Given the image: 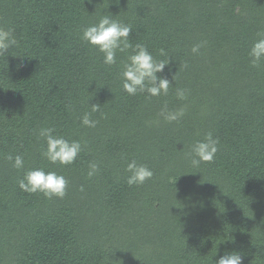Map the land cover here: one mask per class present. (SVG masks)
Returning a JSON list of instances; mask_svg holds the SVG:
<instances>
[{"label":"trees","instance_id":"1","mask_svg":"<svg viewBox=\"0 0 264 264\" xmlns=\"http://www.w3.org/2000/svg\"><path fill=\"white\" fill-rule=\"evenodd\" d=\"M106 13L131 25L133 46L169 58L167 96H129L126 56L108 67L81 40ZM0 25L15 28L12 55L25 57L0 58V264H216L226 251L264 264V61L248 55L264 0H0ZM165 104L184 115L165 121ZM42 128L81 141L74 164L42 155ZM208 133L219 151L193 168L191 146ZM133 159L154 173L140 186L126 182ZM34 169L63 175L65 197L23 192Z\"/></svg>","mask_w":264,"mask_h":264},{"label":"clouds","instance_id":"2","mask_svg":"<svg viewBox=\"0 0 264 264\" xmlns=\"http://www.w3.org/2000/svg\"><path fill=\"white\" fill-rule=\"evenodd\" d=\"M92 0H89L91 3ZM111 13L101 15L99 21L82 29L81 40L86 42L91 48L103 55V64L112 67L118 63V55L124 54L126 60L121 64V86L129 96L147 94L146 98L167 96L172 83L162 75L170 60H157L148 48L130 39L133 29L130 24L123 23L113 18ZM19 41L15 35V28L0 25V58H7L12 55L14 49L18 48ZM203 44L193 46L192 52L198 53ZM11 50V51H9ZM160 55L165 56L164 49L160 50ZM250 63L257 66L264 61V34L261 35L251 47L249 53ZM13 57H23L15 55ZM8 67V63H7ZM22 65H17L19 70ZM174 79V77H173ZM187 90L178 89L177 97L181 100L186 98ZM99 106H91V111L96 112ZM165 121L176 122L184 115L182 110H169L165 104L160 113ZM81 124L87 128H95L97 120L91 118V113H85L81 119ZM52 128H42L39 136L46 142V149L42 155L52 164L60 166H70L74 164L82 151L80 140H68L63 136L54 135ZM219 151V140L214 139L208 133L204 140L197 141L190 149V163L193 168L199 169L202 163H212ZM6 160L12 163L16 170H22L25 160L22 155H7ZM87 175L89 178L95 176L99 171V164L91 162L88 165ZM125 171L127 184L129 186H140L154 176L153 171L143 164H138L136 160L127 163ZM19 188L29 194H42L48 199H63L67 193L68 181L63 175H58L55 171L45 172L43 169L28 171L23 179L19 181ZM83 191V189H81ZM245 254L237 251H226L216 264H243Z\"/></svg>","mask_w":264,"mask_h":264}]
</instances>
